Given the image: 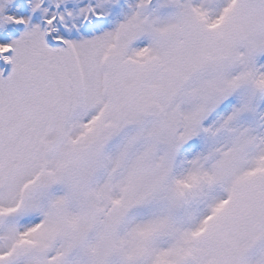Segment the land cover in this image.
Returning <instances> with one entry per match:
<instances>
[{"label": "snow or ice", "instance_id": "obj_1", "mask_svg": "<svg viewBox=\"0 0 264 264\" xmlns=\"http://www.w3.org/2000/svg\"><path fill=\"white\" fill-rule=\"evenodd\" d=\"M0 264H264V0H0Z\"/></svg>", "mask_w": 264, "mask_h": 264}]
</instances>
